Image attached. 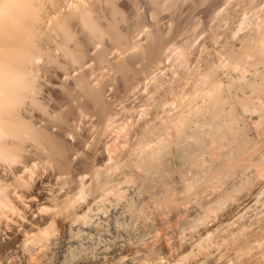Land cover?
<instances>
[{"label":"bare ground","instance_id":"obj_1","mask_svg":"<svg viewBox=\"0 0 264 264\" xmlns=\"http://www.w3.org/2000/svg\"><path fill=\"white\" fill-rule=\"evenodd\" d=\"M161 1L0 0V264H264V0Z\"/></svg>","mask_w":264,"mask_h":264},{"label":"rangeland","instance_id":"obj_2","mask_svg":"<svg viewBox=\"0 0 264 264\" xmlns=\"http://www.w3.org/2000/svg\"><path fill=\"white\" fill-rule=\"evenodd\" d=\"M120 1V3L122 2V1H127L128 3H127V8L126 9H123L122 7H121V15H120V17L121 18H125V21H126V19L128 18H142V13L140 12V13H138L139 11H137V7L134 5L135 4V0H116V2L118 3ZM234 1H236V0H162L161 1V5H160V9H159V13L160 14H162V16H164V18H189V17H186L185 16V12H189L191 15H190V17H192V18H196L195 20H196V22H198V18H200L201 20V24L204 26H206V24H204V23H207L208 22V19H206V18H229V19H231V17H230V13L231 14H233L234 12H236L238 9L237 8H239V12L237 11L236 12V15H232V21H234V23H232L231 22V20H230V25L228 24H226L227 26H225V25H223L224 27H225V30H226V28L227 27H234L235 26V28H237V25H238V23L240 22V21H242V20H240L241 18H245L246 19V21H244V19H243V22H245L244 24H245V27L248 29V25H249V22L251 21L250 19H251V16H254V15H252V13L250 12V11H252V9L253 8H255L256 6H257V2H259V1H257V0H252V3H251V1L250 0H246V1H243V0H237V2L239 3V4H237V2H235L234 3ZM249 1H250V3H249ZM254 1V2H253ZM259 3H262L261 2V0H260V2ZM119 4V3H118ZM247 4V5H246ZM250 4V5H249ZM232 5H238V6H235V7H232ZM240 5V6H239ZM245 5V6H244ZM249 5V6H248ZM255 5V6H254ZM231 7H232V10H231ZM251 10H250V9ZM237 9V10H236ZM242 9V10H241ZM218 10V12L216 13V11ZM241 10V11H240ZM245 10V11H244ZM247 11L249 12V13H247ZM244 12V13H243ZM253 12V11H252ZM251 14V15H250ZM195 15V16H194ZM240 15H241V17H240ZM240 17V19H239V17ZM118 17V16H117ZM119 17V18H120ZM233 17H235L234 18V20H233ZM238 17V18H237ZM101 18H104V17H101ZM127 19V20H128ZM198 19V20H197ZM206 19V21L207 22H205L204 20ZM124 20V19H123ZM204 21V23H202L203 21ZM228 19H226V21H227ZM237 20H239V21H237ZM193 21V20H192ZM225 21V23H228V22H226ZM235 21H236V23H235ZM123 23V22H122ZM199 23V26L201 25L200 24V22H198ZM224 23V24H225ZM124 24V23H123ZM244 24H242V25H244ZM172 27H170V25L167 27H165V30H166V28L169 30L168 31V34L167 35H169L171 32H172V29H173V25H171ZM198 28H199V26L198 25H196ZM222 26V27H223ZM170 27V28H169ZM196 27V28H197ZM201 27V26H200ZM221 27V29L222 30H220V32L221 31H223L224 32V28H222ZM195 28V29H196ZM201 28H204V27H201ZM200 28V29H201ZM235 28H231L230 30L231 31H229V32H232L233 30L232 29H235ZM241 28H244V27H241ZM245 28V30L244 31H246L247 29ZM228 29L229 28H227V33H228ZM236 30V29H235ZM234 30V31H235ZM167 31V30H166ZM192 31H195V30H192ZM197 31H199L198 29H197ZM233 31V32H234ZM240 31H241V29H240ZM242 31H243V29H242ZM241 31V32H242ZM206 32V31H205ZM204 32V33H205ZM238 32H239V30H238ZM196 33H198V32H193V38L195 37V36H197V34ZM226 33V34H227ZM240 33V32H239ZM239 33H237V34H239ZM243 33V32H242ZM203 34V33H202ZM201 34V35H202ZM224 34V36H225V32L224 33H222V35ZM195 35V36H194ZM204 35V34H203ZM203 35L202 36H200L201 38H200V40H198V41H194V40H196V39H199V37L198 38H196V39H192L193 40V42H196L195 44H193V48H195V45L196 46H198L199 45V43L201 42V41H204V40H201L202 38H203ZM221 35V34H220ZM236 36V35H235ZM237 37V36H236ZM204 38H205V36H204ZM222 39V38H224L223 36H219V39ZM202 43V42H201ZM200 43V44H201ZM166 64H167V62H166ZM167 67V66H166ZM162 70H164V71H161L158 75H160V74H162V75H164V74H167L168 72V67H167V71H165V68L164 69H162ZM165 72H167V73H165ZM59 79L57 78V77H55V79H54V81L52 82V88H53V90L57 93H55L56 95H57V97H55V99L53 100V106L55 107V109L56 110H58V111H65V110H67L68 108H72V109H75L76 107H77V104H78V102L76 101V97H77V94H70V92H68L67 90H66V88H64L63 89V87H62V85H61V82L60 81H58ZM61 85V86H60ZM57 87V88H56ZM62 87V88H61ZM67 92V93H66ZM58 93H59V95H58ZM122 93V92H121ZM120 93V91L119 90H117L115 87L113 88L112 86H111V89H108V91L105 93L106 94V98H107V100H108V102H110V103H112V105L114 106L115 105V103L117 102L116 100H117V97L121 94ZM74 95V96H73ZM84 99V97H81V99ZM51 102V101H50ZM116 106V105H115ZM116 107H119V106H116ZM80 156H83V155H79V158H81ZM79 158H77V161H85V159H86V157L85 156H83L82 158H85V159H79ZM79 159V160H78Z\"/></svg>","mask_w":264,"mask_h":264}]
</instances>
